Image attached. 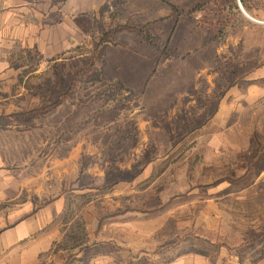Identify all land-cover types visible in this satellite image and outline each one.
Returning a JSON list of instances; mask_svg holds the SVG:
<instances>
[{
	"label": "rangeland",
	"instance_id": "1",
	"mask_svg": "<svg viewBox=\"0 0 264 264\" xmlns=\"http://www.w3.org/2000/svg\"><path fill=\"white\" fill-rule=\"evenodd\" d=\"M243 8L112 0L78 16L67 51L17 69L1 142L75 218V256L233 248L264 232V0Z\"/></svg>",
	"mask_w": 264,
	"mask_h": 264
},
{
	"label": "crops",
	"instance_id": "2",
	"mask_svg": "<svg viewBox=\"0 0 264 264\" xmlns=\"http://www.w3.org/2000/svg\"><path fill=\"white\" fill-rule=\"evenodd\" d=\"M108 2L112 0H0V264H264V232L233 248L166 255L111 244L75 256V218L65 219L62 201L47 203L46 176L17 173L16 159L1 142L15 130L9 121L16 113L17 69L31 64L33 56L42 66L49 53L67 51L83 32L78 16Z\"/></svg>",
	"mask_w": 264,
	"mask_h": 264
},
{
	"label": "water",
	"instance_id": "3",
	"mask_svg": "<svg viewBox=\"0 0 264 264\" xmlns=\"http://www.w3.org/2000/svg\"><path fill=\"white\" fill-rule=\"evenodd\" d=\"M239 5H240V9L244 12V14H246V12H245V10H244V8H243V5H242V3H241V0H239ZM247 15V14H246Z\"/></svg>",
	"mask_w": 264,
	"mask_h": 264
},
{
	"label": "trees",
	"instance_id": "4",
	"mask_svg": "<svg viewBox=\"0 0 264 264\" xmlns=\"http://www.w3.org/2000/svg\"><path fill=\"white\" fill-rule=\"evenodd\" d=\"M241 3L246 6L247 0H241Z\"/></svg>",
	"mask_w": 264,
	"mask_h": 264
},
{
	"label": "bare ground",
	"instance_id": "5",
	"mask_svg": "<svg viewBox=\"0 0 264 264\" xmlns=\"http://www.w3.org/2000/svg\"><path fill=\"white\" fill-rule=\"evenodd\" d=\"M246 15V14H245ZM247 16V15H246ZM249 17V16H248Z\"/></svg>",
	"mask_w": 264,
	"mask_h": 264
}]
</instances>
